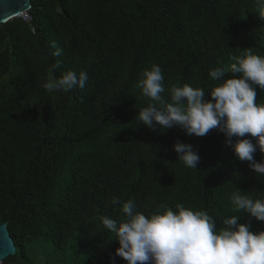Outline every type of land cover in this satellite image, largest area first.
<instances>
[{"label":"trees","instance_id":"obj_1","mask_svg":"<svg viewBox=\"0 0 264 264\" xmlns=\"http://www.w3.org/2000/svg\"><path fill=\"white\" fill-rule=\"evenodd\" d=\"M31 3L29 21L0 23V225L8 224L16 246L3 264H35L37 255L44 264H127L100 217L122 220L128 199L146 218L162 205L177 211L183 204L206 211L220 228L222 216L235 212L237 188L264 196V175L231 155L223 133L149 130L136 117L150 103L137 84L151 64L162 68L166 99L172 86L184 84L210 98L213 68L231 78V57L249 49L264 56L255 0ZM64 70L87 73L85 88L47 91L44 84ZM256 90L264 103V91ZM177 140L198 151L197 168L177 159ZM254 159L264 153L257 150ZM113 196L121 203L113 205ZM237 216L258 224L243 211ZM42 242L53 260L37 250L31 258Z\"/></svg>","mask_w":264,"mask_h":264},{"label":"clouds","instance_id":"obj_2","mask_svg":"<svg viewBox=\"0 0 264 264\" xmlns=\"http://www.w3.org/2000/svg\"><path fill=\"white\" fill-rule=\"evenodd\" d=\"M255 3L259 16L264 18V0ZM52 48L53 55L61 54L55 42ZM231 59L234 61L229 69L231 78H225L219 67L209 72L210 78L217 82L207 94L210 98H206L203 88L184 84L172 86L170 98L166 99L162 95L165 92L162 68L151 64L137 84L150 103L136 117L149 130L162 132L178 127L186 135L203 137L215 129L224 134L232 156L247 161L254 174L264 175V159L259 162L254 159L257 150L264 153V103L258 104L256 100L257 86L264 91V56L249 49ZM58 67L52 65V71ZM87 79L85 72L64 70L59 78H50L44 88L49 92L83 90ZM173 149L177 159L187 167L197 168L200 156L191 144L177 140ZM226 169L223 167V172ZM231 201L236 213L223 215L220 228L206 211H194L183 204L175 206L177 211L162 205L163 211L146 218L136 210L133 199L122 202V220L106 215L100 220L115 234L114 240L119 244L115 254L127 264H264V223H260L264 222V196L244 195L237 188L231 193ZM111 203L121 201L113 196ZM240 211L256 218L258 224L241 223L237 216Z\"/></svg>","mask_w":264,"mask_h":264},{"label":"water","instance_id":"obj_3","mask_svg":"<svg viewBox=\"0 0 264 264\" xmlns=\"http://www.w3.org/2000/svg\"><path fill=\"white\" fill-rule=\"evenodd\" d=\"M31 7V0H0V23L22 17ZM15 254V242L9 232L8 224L3 223L0 225V263Z\"/></svg>","mask_w":264,"mask_h":264},{"label":"rangeland","instance_id":"obj_4","mask_svg":"<svg viewBox=\"0 0 264 264\" xmlns=\"http://www.w3.org/2000/svg\"><path fill=\"white\" fill-rule=\"evenodd\" d=\"M34 248L35 250L30 252V256L31 258L34 257V255H36V250L42 252V254L44 255L45 258H47L48 260H53L54 257V253H53V249L50 247L49 244L46 243H35L34 244ZM35 264H44V259L41 255H37L35 256L34 259Z\"/></svg>","mask_w":264,"mask_h":264},{"label":"built area","instance_id":"obj_5","mask_svg":"<svg viewBox=\"0 0 264 264\" xmlns=\"http://www.w3.org/2000/svg\"><path fill=\"white\" fill-rule=\"evenodd\" d=\"M23 17H24V19L27 20V21L30 20V17H29V15H27V14H25ZM0 264H3V263H0Z\"/></svg>","mask_w":264,"mask_h":264}]
</instances>
